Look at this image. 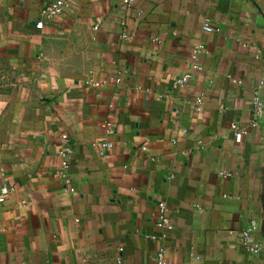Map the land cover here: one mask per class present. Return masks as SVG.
I'll return each instance as SVG.
<instances>
[{"label": "crops", "instance_id": "0c3cea01", "mask_svg": "<svg viewBox=\"0 0 264 264\" xmlns=\"http://www.w3.org/2000/svg\"><path fill=\"white\" fill-rule=\"evenodd\" d=\"M56 1L0 0V264H155L160 202L171 264H264V129H231L264 78V0H65L43 18Z\"/></svg>", "mask_w": 264, "mask_h": 264}, {"label": "built area", "instance_id": "2783aa9c", "mask_svg": "<svg viewBox=\"0 0 264 264\" xmlns=\"http://www.w3.org/2000/svg\"><path fill=\"white\" fill-rule=\"evenodd\" d=\"M137 0H124V5L131 9L134 7ZM67 2L65 0H57L56 2L50 4L47 8H45L42 12V17L46 19H54L58 16H61L67 9ZM145 12L141 11L139 17L143 18ZM122 33L121 38L124 40L132 41L134 39V35L131 31L127 29V23L125 21L121 22ZM37 28L43 29L44 22L38 21ZM95 31L100 30V26L96 25L94 27ZM204 30L207 32H215V29L207 22L204 26ZM156 41H159L156 39ZM204 53V46L197 45L192 51V61L194 69H199V61L200 57ZM256 58H259L258 56ZM190 79V76H184L177 80V85L179 87H184ZM263 91H264V78L260 80L258 85L255 88L253 100H252V118L246 124H235L233 123L231 126L232 131L235 134L236 142L241 143L246 137L250 135L253 130L263 128L264 129V99H263ZM204 105V96H200L196 99L195 109L196 111H201ZM64 145L61 147L59 151V157L61 159L60 165V178L66 184L71 186V191L74 192V186L72 182V177L70 174L71 164H70V156L72 155V147L69 144L68 136H63ZM202 142L198 143V146H201ZM147 144L142 146V150L144 152L147 151ZM220 175L223 178L231 177L232 174L229 172H221ZM8 193V190H4L2 196L0 197V202L4 201V196ZM157 230L159 234L156 235H148L146 238L153 243L156 244L155 249V264H171V260L169 258V248L167 245L168 238L170 234L174 231L175 225L173 218L171 216L170 210L166 202H160L157 207ZM258 229V221L256 219L251 220L249 225L244 229L241 238V244L244 249L252 255H257L262 251L261 245L259 242L255 240V234ZM2 230H0L1 232Z\"/></svg>", "mask_w": 264, "mask_h": 264}]
</instances>
